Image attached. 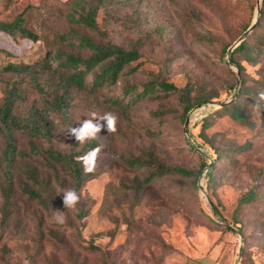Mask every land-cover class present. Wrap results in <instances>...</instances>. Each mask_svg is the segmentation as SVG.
<instances>
[{
    "label": "rangeland",
    "instance_id": "rangeland-1",
    "mask_svg": "<svg viewBox=\"0 0 264 264\" xmlns=\"http://www.w3.org/2000/svg\"><path fill=\"white\" fill-rule=\"evenodd\" d=\"M93 1L0 0V21H12L31 7L27 24L40 36L32 42L0 32V49L9 53L0 56V65L34 64L58 44L59 34L71 30L95 42L137 47L144 62L136 74H124L116 85L95 94L74 90L69 122L53 117L52 146L62 152L71 148L70 127H79L93 113L97 118L106 113L117 117L116 132L105 127L94 139L100 152L95 168L88 172L94 175L82 190L88 217L79 222L76 209L63 206V191L70 189L64 173L52 183L48 212L27 200L18 186L13 214L5 230L0 229V264H186L194 259L234 264L241 258L243 264H264V177L257 178L264 171L260 113L254 111L253 100H243L253 124L249 126L219 108L233 98L238 80L252 85L264 71V55L258 64L241 61L244 70L240 73L228 63V54H223L225 46L233 47L243 37V27L255 22L262 0H120L97 16L105 35L71 21V16L81 14ZM60 46L82 56L89 54L72 44ZM153 79L177 87L190 85L194 99L217 97L212 103L196 105L187 115V126L181 122L182 109L173 93H156L127 112L110 102L128 103L130 97L122 94L125 86H141ZM2 96L0 86V102ZM35 99L38 96L31 89L29 103ZM208 114L212 116L206 134L215 148L227 153L242 146L247 149L230 152L232 159L218 164L214 148L199 136ZM17 136L20 148L26 150V139ZM144 149L168 165L198 171L205 162L207 167L197 179L168 175L155 180L136 196L127 187L136 179L142 181L147 171L129 168L122 156L141 155ZM210 166H215V185L206 176ZM24 168L17 167L18 185ZM255 183L258 199L236 212L238 200ZM1 205L0 193V209ZM56 211L63 212V217ZM90 244L102 252L85 248Z\"/></svg>",
    "mask_w": 264,
    "mask_h": 264
},
{
    "label": "trees",
    "instance_id": "trees-1",
    "mask_svg": "<svg viewBox=\"0 0 264 264\" xmlns=\"http://www.w3.org/2000/svg\"><path fill=\"white\" fill-rule=\"evenodd\" d=\"M120 0H94L89 3L86 10L78 16H71L73 24L83 26L93 32L105 35L97 23V16L101 10L108 11ZM31 7H27L12 21H0V32L8 34L12 38H25L32 42H38L40 36L28 27V13ZM250 30V31H249ZM264 0L261 2L259 16L254 23L247 24L242 29L243 37L231 47L223 48V54H228V63L234 65L238 72H243L241 61L258 64L264 55ZM247 31L248 34L244 35ZM59 42L54 48L48 49L46 56L34 63L9 62L0 65V86L3 96L0 102V193L2 205L0 209V229L5 230L8 221L13 214L14 197L16 188L27 200L35 202L45 212L50 210L53 182L58 181L60 174L64 173L70 183V189H75L80 196L76 206V218L82 222L88 217L85 200L82 196L84 185L92 178L93 173L85 171L83 162L79 157L84 156L92 149L99 146L96 140H89L83 144L77 142L69 135L71 148L68 152H62L52 146L55 131L54 116H60L63 121L69 122L74 90H86L95 94L107 85H116L124 74H136L142 65V54L137 47L126 48L110 41L106 43L95 42L86 35H80L75 30L59 34ZM77 41V43L73 41ZM84 49L89 52L82 56L65 51L60 44ZM1 55H9L0 49ZM225 63V61H223ZM136 63L135 65H132ZM238 89L229 102L222 103L219 107L225 113H229L242 124L253 126L246 110L242 107L243 100H258L259 94L264 88V71L260 79L247 85L245 79L237 82ZM36 92L38 99L29 103L30 90ZM173 93L178 96L182 112L181 122H185L188 113L197 105L201 106L214 102L217 95L192 97L193 88L190 85L177 87L172 83L153 79L141 86L128 85L122 90L124 97L129 96L126 104L119 99H111L113 105L119 106L127 112L133 105L153 96L156 93ZM259 109L262 126L264 127V101H261ZM157 112V116H161ZM208 114L200 124L199 136L204 143L209 144L216 153V162L230 161V152L237 153L246 150L247 147L230 149L229 153L214 147L206 131L209 128ZM72 128V127H70ZM69 128V129H70ZM20 134L26 139L27 149H21L19 144ZM44 144H47L44 147ZM123 162L131 169H146L147 175L141 181L136 179L128 189L135 191L139 196L145 185L159 180L168 175L182 177H194L197 179L207 167L203 162L198 171L188 170L181 166L168 165L161 161L153 151L144 149L141 155L122 156ZM25 168L20 173L19 185L16 182L17 167ZM215 166H210L206 172L208 181L215 185ZM264 177V171H259L257 178ZM258 184L255 183L248 192L238 200L237 211L258 199ZM236 225H240L236 221ZM264 226V223H263ZM240 228V227H238ZM79 228L78 232H80ZM54 238L57 234L50 231ZM2 235H0L1 241ZM91 251L102 252V249L90 244ZM240 264H243L241 258Z\"/></svg>",
    "mask_w": 264,
    "mask_h": 264
},
{
    "label": "clouds",
    "instance_id": "clouds-1",
    "mask_svg": "<svg viewBox=\"0 0 264 264\" xmlns=\"http://www.w3.org/2000/svg\"><path fill=\"white\" fill-rule=\"evenodd\" d=\"M261 101H264V93H260L258 100L254 104V111L261 107ZM117 117L113 113H106L101 117L92 114L91 119L84 120L79 127H72L68 130V134L75 138L81 144L96 139L103 128L106 127L108 132H116ZM100 152V148H94L84 156L79 157L83 162L86 172H91L95 168L96 159ZM62 203L66 209H75L80 201V196L75 189H66L62 194ZM56 214L63 217V212L56 211Z\"/></svg>",
    "mask_w": 264,
    "mask_h": 264
},
{
    "label": "crops",
    "instance_id": "crops-1",
    "mask_svg": "<svg viewBox=\"0 0 264 264\" xmlns=\"http://www.w3.org/2000/svg\"><path fill=\"white\" fill-rule=\"evenodd\" d=\"M186 264H221V263H217L215 261V259H209V260L208 259L207 260H205V259H194V260H192ZM225 264H227V263H225Z\"/></svg>",
    "mask_w": 264,
    "mask_h": 264
},
{
    "label": "water",
    "instance_id": "water-1",
    "mask_svg": "<svg viewBox=\"0 0 264 264\" xmlns=\"http://www.w3.org/2000/svg\"><path fill=\"white\" fill-rule=\"evenodd\" d=\"M259 12H260V10H258V13H259ZM249 31H250V30H249ZM249 31H247L244 35H247ZM239 41H240V40H239ZM188 122H189V117H187V119H186V122H185L186 126H187Z\"/></svg>",
    "mask_w": 264,
    "mask_h": 264
},
{
    "label": "built area",
    "instance_id": "built-area-1",
    "mask_svg": "<svg viewBox=\"0 0 264 264\" xmlns=\"http://www.w3.org/2000/svg\"><path fill=\"white\" fill-rule=\"evenodd\" d=\"M234 264H240V259H237V261Z\"/></svg>",
    "mask_w": 264,
    "mask_h": 264
}]
</instances>
